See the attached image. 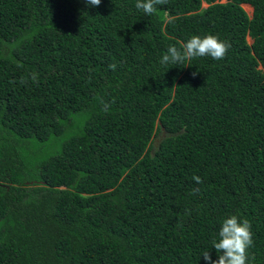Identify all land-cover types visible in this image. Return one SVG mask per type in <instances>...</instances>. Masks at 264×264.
I'll return each instance as SVG.
<instances>
[{
    "label": "trees",
    "instance_id": "trees-1",
    "mask_svg": "<svg viewBox=\"0 0 264 264\" xmlns=\"http://www.w3.org/2000/svg\"><path fill=\"white\" fill-rule=\"evenodd\" d=\"M135 5L0 0V264H207L230 215L264 264V0Z\"/></svg>",
    "mask_w": 264,
    "mask_h": 264
},
{
    "label": "clouds",
    "instance_id": "clouds-1",
    "mask_svg": "<svg viewBox=\"0 0 264 264\" xmlns=\"http://www.w3.org/2000/svg\"><path fill=\"white\" fill-rule=\"evenodd\" d=\"M86 2L91 6H99L101 4V0H86ZM166 3L167 0H136L135 6L146 15L151 16L156 11L157 5ZM229 48L230 44L216 35H205L203 37L193 35L182 44V48L170 45L160 62L162 64H180L186 59L204 56H210L214 60H221L226 56ZM109 67L115 70L116 65L112 64ZM196 74L193 73V77ZM32 78L35 81V74ZM193 179L198 184L202 182L198 176L193 177ZM252 245L253 239L249 221L247 219L241 220L236 215H230L222 220L218 239L212 241V247L215 248L218 259L212 260L209 251L204 252L202 256L207 264H248L247 249Z\"/></svg>",
    "mask_w": 264,
    "mask_h": 264
},
{
    "label": "water",
    "instance_id": "water-1",
    "mask_svg": "<svg viewBox=\"0 0 264 264\" xmlns=\"http://www.w3.org/2000/svg\"><path fill=\"white\" fill-rule=\"evenodd\" d=\"M168 135H170L169 133H168V131L164 128V126H161V130H160V133L158 134V136L157 137H155V139H154V145L155 146H158L159 144H160V142L164 139V138H166Z\"/></svg>",
    "mask_w": 264,
    "mask_h": 264
},
{
    "label": "rangeland",
    "instance_id": "rangeland-1",
    "mask_svg": "<svg viewBox=\"0 0 264 264\" xmlns=\"http://www.w3.org/2000/svg\"><path fill=\"white\" fill-rule=\"evenodd\" d=\"M224 1V0H223ZM247 5V4H246ZM246 5H244V6H246ZM247 6H249V5H247ZM251 7V6H250ZM246 9V8H245ZM247 10V12L249 13V15H252V10H250V8L249 9H246ZM250 42H251V39L249 40Z\"/></svg>",
    "mask_w": 264,
    "mask_h": 264
},
{
    "label": "bare ground",
    "instance_id": "bare-ground-1",
    "mask_svg": "<svg viewBox=\"0 0 264 264\" xmlns=\"http://www.w3.org/2000/svg\"><path fill=\"white\" fill-rule=\"evenodd\" d=\"M246 9H249L250 8V10H252V7H250V6H244Z\"/></svg>",
    "mask_w": 264,
    "mask_h": 264
}]
</instances>
